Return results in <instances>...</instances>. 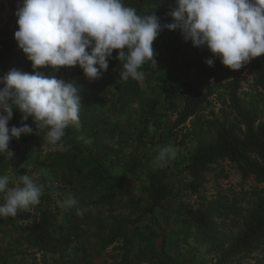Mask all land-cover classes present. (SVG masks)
I'll list each match as a JSON object with an SVG mask.
<instances>
[{
  "label": "rangeland",
  "instance_id": "obj_1",
  "mask_svg": "<svg viewBox=\"0 0 264 264\" xmlns=\"http://www.w3.org/2000/svg\"><path fill=\"white\" fill-rule=\"evenodd\" d=\"M22 3L0 0V76L16 69L72 81L79 65L34 70L19 48L14 33L19 27L16 12ZM123 3L135 8L140 16L155 12L163 23L173 22L169 13L177 6L175 0H152V11L148 13L145 0ZM153 49L156 66L151 62L142 66V81L121 80L124 62L115 58L118 50H113L109 67L101 75L107 80L105 86L101 85L103 91L81 103L79 126L66 129L63 142L70 146L68 151L53 150L45 139L47 130L35 128L31 118L23 122L35 128L36 134H22L10 141L13 155L0 154V161L4 159L6 164L0 175H8L13 182H18L22 174L32 175L44 190L40 203L31 206L32 219L0 218V254L21 250L27 243L22 236L33 230L40 212L56 211L57 201L72 195L79 200L77 207L83 215H78L76 208L59 206L56 212L57 221H68L65 231L77 238L69 248L75 256L63 262L52 261L48 255L47 264H264V237L249 252L229 253L233 239L245 228L248 213L264 195V182L259 183L254 176L244 179L234 163L221 160L205 173L199 191L186 188L191 180L186 164L198 141L215 139L217 128L236 118L229 99V80L240 82L241 101L257 110L264 122V90L254 84L250 61L229 72L209 65L202 69L189 67L196 50L179 29L163 30L154 40ZM201 56L217 59L206 46H202ZM161 77L167 80L168 90ZM200 84L213 92L206 109L185 125L176 126L187 93ZM174 89L177 94L170 96ZM21 123V113L14 109L9 127ZM165 145H171L176 156L165 166L154 167L157 150ZM102 146H107V157ZM164 168L168 193L161 197L160 206L148 211L146 206L152 200L141 187L150 183L152 173ZM188 209L205 214L207 224L190 217ZM114 215L136 221L114 224ZM96 236L104 242H115L106 250L90 253L80 238ZM9 238L13 244L7 246ZM7 257L6 263L18 264V258L11 254ZM41 263L39 256L36 264Z\"/></svg>",
  "mask_w": 264,
  "mask_h": 264
},
{
  "label": "clouds",
  "instance_id": "obj_2",
  "mask_svg": "<svg viewBox=\"0 0 264 264\" xmlns=\"http://www.w3.org/2000/svg\"><path fill=\"white\" fill-rule=\"evenodd\" d=\"M169 15L171 23H163L155 12L137 14L123 0H23L18 8V30L14 38L32 62L41 66L75 67L79 65L89 79L99 78L109 67L113 50L123 61V81H142L140 69L146 62L156 66L153 42L165 29H179L185 41L197 47L206 46L213 57L232 70L240 69L251 59L264 54V0H175ZM212 66L214 60L205 61ZM98 66V67H97ZM80 90L73 81L13 69L0 76V154L9 149L13 138L36 134L35 128L46 129L45 139L55 151H68L63 138L70 125L79 126ZM21 113V126L9 127L13 110ZM29 118L35 128L24 121ZM171 145L161 146L153 161L163 167L174 159ZM13 184L14 186H10ZM44 185L29 174L13 182L0 175V218L15 217L40 203ZM64 209H77L79 200L69 195L57 201Z\"/></svg>",
  "mask_w": 264,
  "mask_h": 264
},
{
  "label": "trees",
  "instance_id": "obj_3",
  "mask_svg": "<svg viewBox=\"0 0 264 264\" xmlns=\"http://www.w3.org/2000/svg\"><path fill=\"white\" fill-rule=\"evenodd\" d=\"M148 6V13L152 11V0H145ZM196 53L188 63L189 67L202 69L208 65L207 58L201 56V47L194 46ZM213 67L222 72H229V67L223 65L219 57L213 59ZM98 67V66H97ZM250 70L253 75L254 84L257 88L264 90V54L250 60ZM230 78V76L228 77ZM163 81L165 90H168L167 80ZM72 81L80 89L81 103H86L87 99L97 96L103 91L101 85L105 86L107 80L105 75L96 79H89L85 76L83 69L79 67L73 76ZM229 95L231 107L236 114L234 121L227 125H220L216 131V138L213 140L201 138L198 141L196 151L192 154L189 163L186 164V170L191 180L186 184V188L193 192L199 191L205 182V173L210 171L212 166L221 160H229L234 163L242 173L244 179L254 176L259 183L264 182V122L261 121L257 110L244 105L238 94L240 82L238 80H229ZM135 87V86H134ZM177 94L174 89L170 96ZM212 91L206 90L203 84H200L190 90L184 100V105L178 111L176 126L185 125L190 119L199 116L205 109ZM131 99V98H129ZM83 115H87L84 112ZM107 157V146L103 147ZM6 168L4 159L0 161V171ZM165 168L160 173L150 175V183L143 185L141 191L148 199L152 200L147 204L146 209L153 211L154 208L162 204L161 197L168 193V185L165 182ZM31 206L28 210H21L17 213L20 221L32 219L33 214ZM57 211L59 207L55 205ZM51 209L42 210L40 216L29 234L22 236L29 244L36 247L41 252L42 263L47 264L48 255H62L75 242L77 238L67 233V229L57 221V212ZM190 217L200 222L201 225L207 224L205 214H195L188 209ZM114 224H131L135 222L131 217L112 216ZM264 237V195L259 198L256 206L248 213L245 219L244 230L233 239L229 253L249 252L254 249L255 244ZM40 239V240H39ZM99 248L106 250L114 244L115 240L104 239L96 236ZM89 252V251H88ZM87 255V254H85ZM85 259V256H84ZM129 263V262H127ZM85 264V261L84 263Z\"/></svg>",
  "mask_w": 264,
  "mask_h": 264
},
{
  "label": "crops",
  "instance_id": "obj_4",
  "mask_svg": "<svg viewBox=\"0 0 264 264\" xmlns=\"http://www.w3.org/2000/svg\"><path fill=\"white\" fill-rule=\"evenodd\" d=\"M60 224H62L64 227H66L68 225V221L66 220L65 222H60ZM80 241L82 243H86V247H88V251L90 253H92V251L94 252L96 249H100L99 245H98V241L95 238L92 239H84L83 237L80 238ZM6 243L7 246L8 245H12L13 241L11 240V238L6 239ZM1 244H3L1 242ZM24 247L21 250H8V251H4V253L0 254V264H8L9 261L6 263L5 259H7L10 254L12 257H16V259L18 258V264H36L39 256H41V252H39L37 250L36 247H33L31 244L25 243L24 242ZM89 246H90V250H89ZM75 254L72 251V249H68L65 253H63L62 255H49L50 258H52V261L54 260H58L61 259L63 262H66L68 259H71L72 257H74ZM4 259V261H3ZM80 264H83V261H80Z\"/></svg>",
  "mask_w": 264,
  "mask_h": 264
}]
</instances>
